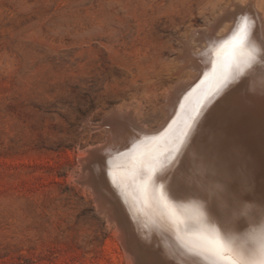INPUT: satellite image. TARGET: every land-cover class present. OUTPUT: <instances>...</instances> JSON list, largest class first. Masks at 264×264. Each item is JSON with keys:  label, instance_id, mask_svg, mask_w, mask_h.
Segmentation results:
<instances>
[{"label": "rangeland", "instance_id": "obj_1", "mask_svg": "<svg viewBox=\"0 0 264 264\" xmlns=\"http://www.w3.org/2000/svg\"><path fill=\"white\" fill-rule=\"evenodd\" d=\"M226 1L0 0V264H126L83 180L128 124L104 117L157 128L175 81L197 75L183 48L225 32ZM245 2L264 26V0Z\"/></svg>", "mask_w": 264, "mask_h": 264}, {"label": "bare ground", "instance_id": "obj_2", "mask_svg": "<svg viewBox=\"0 0 264 264\" xmlns=\"http://www.w3.org/2000/svg\"><path fill=\"white\" fill-rule=\"evenodd\" d=\"M242 3L248 6V10L243 13L239 10L233 11L234 13L226 12L232 6L237 8L234 0H227L221 11L218 10L215 19L229 21L224 22V33L221 34V30L220 32L217 30L220 34L215 36L216 31L214 33V30H206L209 33L202 36L203 41L201 36H198L194 38L191 47L183 48L180 56L183 62L180 66L184 67L182 70L189 67L191 70L194 69L192 71H196L197 75L187 86H184V83L189 80L178 78L175 81L174 89L167 92L166 104L163 102L166 105L167 116L164 115L157 128L151 130L147 127L150 129L147 130L132 118L125 116V113L123 115V112H115V109L110 110L104 117L109 122L120 118L122 121H128V124L118 125V129L111 127L117 134L113 132V137L106 139L104 145L101 143V146H95L94 150L105 153L103 162L95 164L97 177L88 176L85 179L80 177L87 184L85 186L90 187L97 211L105 213L106 219L114 223V236L122 247V256L126 264H148L150 261L163 259L167 249L176 250L175 258L170 260L169 264H184L185 261H191L192 257L183 251L184 240L192 237L199 228L208 231L217 229L221 234L225 230L218 220L204 219L207 215L206 205L209 203L228 226L232 223L237 226L238 232L235 235L239 240L241 234L250 226L245 218H238V213L244 209L233 193V185L242 179L246 181L247 186L244 195L251 197L243 200V204L250 206L248 212L255 216L259 214L261 207H264V99L258 91L259 69L254 73V80L249 81L248 99L241 100L238 91L240 81H237L209 105L204 117L201 118L202 126H198L199 131L194 133L193 147L186 150L184 155H178L170 166L171 174L180 187L201 190L208 197L207 201L200 196L173 197L169 194L165 205L158 199V195H153L151 188L147 191L141 190L147 173L138 169L141 154H154L165 147L163 140L157 142L154 138L169 135L170 125L173 130L178 126L182 116L180 105L185 103L184 97L200 85L205 72L211 71V61L215 59L213 50L230 39L245 16L249 32L260 37L257 28L260 21L257 16L259 13L250 12L253 3H244V0ZM249 46L257 50L258 58L264 54L260 50L258 40L250 37ZM174 121L177 124H173ZM134 144L139 146L137 152H132ZM205 146L212 147L216 158L214 179L209 180H205L204 177L197 178L190 171L189 163L196 150ZM90 152L87 148L86 154ZM81 154L83 153L80 152L78 158L82 165L86 157ZM113 175L116 177L115 183ZM159 183L162 182H158L157 188ZM216 185L220 187L216 188ZM198 264L209 262L198 258Z\"/></svg>", "mask_w": 264, "mask_h": 264}, {"label": "snow or ice", "instance_id": "obj_3", "mask_svg": "<svg viewBox=\"0 0 264 264\" xmlns=\"http://www.w3.org/2000/svg\"><path fill=\"white\" fill-rule=\"evenodd\" d=\"M237 8L242 13L248 10L247 5H237ZM250 37L258 40L260 50L264 52V35L257 37L255 33H250L245 16L230 39L213 50L215 59L211 61V71L205 72L200 85L184 97L185 103L180 105L182 116L178 126L173 130L170 125L169 135L154 138L157 142L163 140L165 147L154 154H141L138 169L147 173L141 190L147 191L151 188L153 195H158V199L165 205L169 194L173 197L194 195L200 196L205 201L208 199L201 190L187 186L180 187L171 174L170 166L178 155H184L186 150L193 147L194 133L199 131L198 126H202L201 118L204 117L209 105L237 81H240L238 91L241 100L248 99L249 81L254 80L257 69L260 73L258 91L264 99V54L259 55L258 58L257 50L249 46ZM222 53L223 59H221ZM173 124L177 122L174 121ZM138 148L139 146L134 144L132 152H137ZM213 151L211 146H205L194 153L189 163L190 171L197 178L214 179L216 158ZM113 182H116L115 175ZM158 182H162L159 183V188H157ZM215 187L219 188L220 185ZM246 191V181L243 179L233 185L234 196L244 209L238 213V218H245L246 223L250 225L241 234V238L239 240L236 238L237 226L234 223L228 226L216 214L214 206L209 203L206 205L207 215L204 219L218 220L225 230L221 234L217 229L211 231L205 228L197 229L192 237L183 241L184 253L192 257L191 261H185L184 264H198V258L208 261L209 264H264V207H261L258 215L253 216L249 213L250 206L243 204V200L251 198L244 195ZM175 255V249H167L163 259L150 261L148 264H169Z\"/></svg>", "mask_w": 264, "mask_h": 264}]
</instances>
